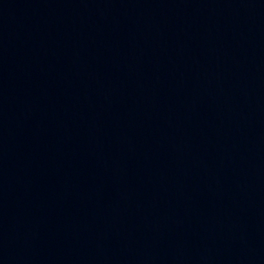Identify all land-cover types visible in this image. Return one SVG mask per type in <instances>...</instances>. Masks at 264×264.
<instances>
[{"label":"water","instance_id":"water-1","mask_svg":"<svg viewBox=\"0 0 264 264\" xmlns=\"http://www.w3.org/2000/svg\"><path fill=\"white\" fill-rule=\"evenodd\" d=\"M0 264H264V0H0Z\"/></svg>","mask_w":264,"mask_h":264}]
</instances>
